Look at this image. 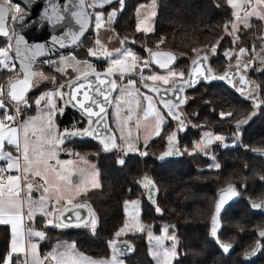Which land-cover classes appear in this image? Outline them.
<instances>
[{
    "label": "snow or ice",
    "instance_id": "1",
    "mask_svg": "<svg viewBox=\"0 0 264 264\" xmlns=\"http://www.w3.org/2000/svg\"><path fill=\"white\" fill-rule=\"evenodd\" d=\"M30 2L34 6H40L42 0H30ZM227 3L234 9V20L225 26L230 33L238 30V24L250 27L249 20L252 16H258L260 20H264V9L258 12L256 7L264 5V0H241V5L244 6L242 16L235 10L237 5L234 0H227ZM124 4L125 0H66V2L65 0H48V6L44 8L43 16L39 17L37 23H42L45 26L51 24L53 28L59 27L62 34L52 36V44L58 45L60 48H66L70 45H79L81 38L85 36L89 27L94 26L95 29L99 30L105 25L112 24L119 12L123 11ZM151 15L154 17L155 12L153 11ZM68 18L74 21L77 26L75 29L67 26ZM9 19L13 24L27 26L30 23V18L25 15V8L14 5L12 0H5L4 3H0V35H9L6 30ZM142 24L145 26L142 27ZM32 26L35 27L36 25L33 24ZM153 30L152 21L147 16L137 23V32L146 34ZM13 38L17 42L16 56H19V42L22 37L16 38L13 35ZM260 39L264 40V36ZM127 42V38H124L121 44ZM132 42L134 43V41ZM162 42L160 41V43ZM94 46L103 48L98 38L95 40ZM10 48V44L7 48L0 47V68L4 70L16 68L15 61L9 54ZM36 48L37 51L43 52L45 45L38 44ZM215 51L216 49L213 47L211 49L212 54ZM248 51V49L239 48L240 54H247ZM150 54L152 57L160 58L144 59L138 53L126 47L118 49L115 56L112 52L99 55L94 48H88L87 55L89 57L109 62L107 71L103 76L96 73L93 64L79 60L74 53L62 55L60 61L57 62V71H61L59 67L61 62L72 63L78 72H83V79L78 77L75 81L57 84L52 91L41 95L33 102L40 109L39 115L28 119H21V116L24 114L25 109L32 107L27 92L30 91L29 76L36 75V73H20L23 75V79H17L15 82L10 79L7 90H5L3 84H0V162L6 163V167L0 165V226L9 230V246L4 254L0 255V264H44V261L48 259H52L54 264H124L123 257L133 250L132 246L122 239L123 236L128 234L126 229H134L141 233L146 232L150 243L152 240L156 242L152 251L156 264H171V260L177 255L176 245L173 244L168 247L164 244V240H175V236L168 235V227L163 228L162 236H155L149 227L143 225L137 215L132 216L133 224L130 225L129 221L126 220L124 225L114 233L113 238L106 242L109 253L102 259H93L78 252L75 243L58 244L52 252L44 257H39L37 255V241L46 239V232L34 227L37 216H41L44 218L45 227L51 226L60 229L84 228L95 233L98 218L91 206L76 203L71 198L65 200L62 190L52 187V180L49 177L55 174L60 182L77 193H80L82 189L86 191V185L88 184H91L92 187L98 186L95 171L88 174L85 170H81L79 173L80 180L78 182L74 181L72 174L67 173V169L64 167L65 165H71L72 161L62 162L57 156L58 153L64 151L63 145L66 141L70 142L71 138L98 139L104 151L115 150L118 147L116 139L113 138L115 130L108 124L109 106L115 104L117 111L114 113V117L117 122L120 118V97L113 96V93L130 96L135 89L137 108L140 112H143L145 117L148 116L149 112L155 113L158 126L164 123L166 116L178 120L180 127L177 131L168 135L167 141L170 147L159 157V160L165 161L167 157L180 154L177 135L180 130H183V122L180 121L177 109L185 100L180 94L185 91V84L191 88L197 83L210 79V68L205 64L209 56L205 54L192 61L191 72L184 83H170L169 76H179L181 78L185 76L184 72H177L171 67L175 57L166 52H151ZM225 55L227 56L228 53H225ZM129 58H131V63L127 62ZM239 58V56L236 57L238 60ZM137 61H142L139 72H137ZM261 62L264 63V61ZM29 63H31L30 60ZM153 63L158 68L165 69L167 75H145V70L151 69ZM252 63V59L249 58L248 63L244 64L242 69L239 65H237V68L246 72ZM201 67L203 71H201ZM92 76H94V79L91 78ZM134 76L138 78H133ZM227 78V74L219 77L221 80ZM117 81L120 83L118 84ZM148 81H162L167 87L161 89L158 83L149 84ZM248 83L250 82L242 75L240 88L242 93L247 88ZM17 84L22 86L19 92L16 90ZM65 88L69 91L65 92ZM141 88L146 90L143 95L140 92ZM65 95L72 107L82 111L83 117H86L87 127L60 130L58 126L54 125L53 117L64 114V108L54 101L56 99L63 100ZM247 98L254 101V109L264 105V98H261L253 90H249ZM143 102H147L146 107L142 106ZM154 102H156V107H153ZM164 109H167V111L164 112ZM124 115L127 121H131L132 109H125ZM231 116L232 113H221L222 118ZM137 118H139V115ZM244 122H237L238 131L240 125ZM120 130H123L122 125ZM159 134L158 131L157 135ZM204 135L211 137L213 134L205 132ZM223 139L222 136H215L217 141ZM207 143H210V141L198 144L197 147L205 148ZM134 150L138 151L139 149L136 145L130 143L128 151ZM260 154L264 155V152ZM141 155H146V152L141 153ZM49 161H54V163H49ZM119 163L123 165L125 161L121 159ZM37 164L43 165L46 171L34 167ZM215 166L219 167L218 164ZM140 183L143 188L148 190L151 199L155 192L154 181L145 176ZM25 191L26 195H24ZM34 191L38 193V196L33 197L32 193ZM238 195L239 192L231 185L221 190L215 207L216 215L212 217L213 237H217L216 221L222 206ZM129 204L135 208L138 207L139 202L125 201L126 213ZM69 205L71 207H67ZM250 207L264 214V202L251 201ZM60 208H65V211L61 213ZM85 208H87V213H82L81 209ZM157 211H159L158 208ZM221 246L226 253L231 248V245L228 244H222ZM60 248H63V250L59 251ZM262 252H264V231L259 232V240L252 251L245 253L244 264H248L252 257Z\"/></svg>",
    "mask_w": 264,
    "mask_h": 264
},
{
    "label": "trees",
    "instance_id": "2",
    "mask_svg": "<svg viewBox=\"0 0 264 264\" xmlns=\"http://www.w3.org/2000/svg\"><path fill=\"white\" fill-rule=\"evenodd\" d=\"M150 1L125 0L123 11L119 12L115 21L110 24L111 32L114 33L120 43L124 38H127L128 42L123 44V47L130 48L144 59H147L148 50L156 48L166 49L186 58H190L200 52L210 54V59L224 57L229 44L233 41L229 36L230 34L227 33L228 28L225 27L233 21L234 17L233 9L229 6L227 0H155V16L152 23L154 30L146 34L137 32L134 26L136 9L139 5L147 4ZM0 2L2 1L0 0ZM253 21H249L250 27L239 25L235 34V38L239 41L238 47L244 44L249 48L254 43V40L259 37L258 33L261 29L259 30V24H255ZM9 36H0V46L8 47ZM91 40L85 35L79 43L75 55L80 58H92L87 55V49L93 47ZM160 41L163 42L160 43ZM241 41L244 42L241 43ZM213 47L216 49L214 54L211 52ZM262 48L264 54V44ZM137 62L138 67L141 68L142 61ZM54 63L45 67L35 66V68L41 70L44 76L50 77L49 75H51L55 81L51 83L46 80H40L33 84L35 81L33 75L32 82H30V91L27 92L29 103L33 104L36 94L40 91L68 82L57 69H53ZM104 66L105 60H97L96 69L104 70ZM152 68L156 69L153 65ZM146 72L148 71L145 70ZM258 74L259 93L260 97L264 98V68ZM20 76V71L17 76H13L11 70L0 68V84L5 87L10 79H19ZM133 78H136V76ZM117 82L120 83L119 81ZM32 108L33 105L31 108H27L26 112L31 111ZM259 109V115L254 114L249 122L241 126V133L253 135L252 140H254V143L258 141L256 140L258 135L262 136L261 139L259 137V143H264V105H261ZM55 121L62 130L65 128H81L85 122L77 111L70 108V106L66 107L63 115H56ZM110 126L112 128L111 124ZM226 127L228 126L218 124L212 128L217 131H223ZM229 128L231 129L232 126L230 125ZM159 142L160 134L144 144L138 142L135 145L139 150L131 152H125L118 149V147L115 150L104 151L96 140L91 139H73L65 143L70 148L72 155L85 158V160L92 162L97 169L99 186L86 190L73 200L76 203L90 205L98 218V224L95 233L84 228L60 229L51 226L45 227L44 218L37 216L34 227L46 232V239L38 241L39 254L44 256L56 242L69 240L75 243L78 252L93 258L106 257L109 253L106 242L111 240L114 233L125 223V201L139 202L141 221L147 226L151 223L154 224L152 226L153 232L159 231L163 214L173 217V215L176 216L180 213L188 217L186 219L192 220L193 214L200 213L199 207L204 204L205 196L203 195L207 191H204L206 188H199L201 185L193 186L195 181L190 179L183 181L184 186L182 189H184L183 194L185 197L183 196L182 200L173 197L165 205V201L161 196L163 175L161 170H159L160 161L157 157L160 148ZM144 152H146V155H141ZM121 159L125 161L123 165L119 163ZM145 176L154 181L157 187V195L152 203L146 199L145 188L140 183ZM201 177V175L198 178L196 177L197 182L204 183L208 181V179ZM157 208L159 211H157ZM248 211L251 213L249 209ZM168 222L169 224L174 223L176 229H180L178 225L180 223L176 220L171 219ZM141 236V233L124 236L134 245V251L130 256L125 257V263H150L151 259L148 258L145 252L140 250L144 246V238ZM203 238L204 236L201 237V240ZM8 241V229L0 226V255L4 254L8 249ZM180 246L191 247L192 245L186 236H180L177 247ZM178 260L174 259L173 262L177 264Z\"/></svg>",
    "mask_w": 264,
    "mask_h": 264
},
{
    "label": "flooded vegetation",
    "instance_id": "3",
    "mask_svg": "<svg viewBox=\"0 0 264 264\" xmlns=\"http://www.w3.org/2000/svg\"><path fill=\"white\" fill-rule=\"evenodd\" d=\"M4 2L2 0V3ZM12 2L24 8L19 2L13 0ZM259 6H256L257 9L260 8ZM239 9V14L242 16L244 6L240 5ZM9 20L8 31L9 35H12L11 21ZM252 20L255 24H259V30H261L258 33L259 37L254 40L251 47L247 48L244 44L238 47L239 41L234 37L226 50L227 56L210 59V54H208L209 59L206 63L213 73L218 75L227 74L228 78L202 81L194 87L185 89L183 93L184 103L177 109L180 121L183 122V130H180L177 135L180 154L167 157L165 161L159 160V170L163 175L161 196L165 201V205L173 197L180 200L185 197L183 194L184 189H182L184 186L183 181L189 179L195 181L193 186L201 185L199 188H206L204 191H207L204 194V204L200 213L194 214L192 220L186 219L188 217L180 213L176 216L173 215V217H169L168 214L162 215L166 222L172 219L180 223L178 224L180 229H176L174 223H170L168 226L169 233H172L175 237L186 236L184 235L185 231L192 227L199 232L201 237L204 236L201 240V243L205 244L203 246H180L177 247L178 249L176 248L177 255L174 259H179L177 264H244V260L241 259L242 254L251 251L255 247L259 240V232L264 231V214L261 212L254 213L248 206V200L261 201L264 199V155L258 153L260 149L264 148V143H259L261 135L257 136L256 140L258 141L254 143V140H252L253 135L241 133V126L250 121L253 113L259 115L260 111L259 108L254 109V101L247 98L249 90H253L260 96L258 73L264 68V63L261 62L264 61V57L262 56L261 59V55H259V50L263 54L264 40L260 39L264 36L263 21L258 16H252L249 21ZM238 27L239 25L237 29ZM239 48L248 49L250 52L240 54ZM200 54L207 53L200 52L190 58L176 54L171 67H176L177 72H184L186 76L192 60ZM237 56L240 57L239 60L236 59ZM249 58L252 59L253 63L248 70L246 72L238 70L237 65L242 69L243 65L248 63ZM156 70L161 71L162 69L156 67ZM242 75L250 82L243 93L240 91ZM184 78L177 76L176 79H171L170 83ZM164 87H167V85H164ZM113 96H115V93ZM166 111L167 109H164V112ZM221 113H232V116L222 118ZM238 121H245L240 125L239 131L236 126ZM218 124L228 127L223 131L212 128ZM230 125L232 126L231 129L229 128ZM179 127L178 120L167 116L164 123L160 124V128L157 130L160 133L158 159L170 147L167 141L168 135L177 131ZM205 132L213 135L207 137L204 135ZM216 135L222 136L224 139L217 141L215 140ZM206 141H210V143H207L205 148L197 147L198 144ZM217 164L219 167L215 166ZM199 175L202 176L201 178L208 179V181L204 183L197 182ZM227 185L234 186L239 195L225 206L217 219L219 221L217 239L231 245L229 252L225 254L216 244V240L209 238L208 233L215 206V193L218 189ZM205 250H209V252L203 255ZM191 253L199 254V256H195L197 258L193 262L190 261L189 257ZM146 255L148 256L147 253ZM148 258L152 259L151 256H148ZM148 264H156V262L151 260ZM172 264H175V262L172 261ZM248 264H264V252L256 255L252 261H248Z\"/></svg>",
    "mask_w": 264,
    "mask_h": 264
},
{
    "label": "rangeland",
    "instance_id": "4",
    "mask_svg": "<svg viewBox=\"0 0 264 264\" xmlns=\"http://www.w3.org/2000/svg\"><path fill=\"white\" fill-rule=\"evenodd\" d=\"M155 3H156L155 0H151L147 4H141V5H139L137 7L136 12H135L136 13L135 14V25H134L135 27L137 26V23L142 18H144L146 16L153 23L154 17L151 14H152L153 11H155V8H156V4ZM234 3L237 5V8L235 10L239 12L240 11L239 7L241 5V0H234ZM13 4L14 5H18L17 3H13ZM259 7L260 8L257 9L258 12L261 10V8L262 9L264 8V5H260ZM233 11H234V9H233ZM233 20H234V17H233ZM9 21H11V20H9ZM262 21H263V34H264V20H262ZM238 25H243V24H238ZM109 26L110 25H105L99 30L95 29L94 26H91V27H89V30H88V32L86 34V36H88L90 39H92L91 40L93 42V47L92 48H94V50L97 51V53L99 55H104V53H106V52H112L113 55L115 56L117 50L123 48L122 44L119 42V40H117V37L114 35L113 32H111V27H109ZM141 26L144 27L145 25L142 24ZM228 31H229V29H227V33H229L230 34L229 36L234 39V37H235L234 34L236 33V31H232L231 33L228 32ZM97 38L101 41V44L103 45V48H100L98 46H94V42H95V40ZM9 41H10V38L8 39V42ZM0 47H2V46H0ZM9 54H10V51H9ZM259 55H261L260 56L261 59L264 57V55L262 54V51H260V50H259ZM10 56H11V54H10ZM76 57L79 60H81V61H87V62L93 64L94 68H96L95 66L97 65V59H95L93 57L92 58H80L77 55H76ZM127 62L131 63V58H129ZM136 63H137V72H139L140 67H138V62H136ZM108 66H109V62L105 60V66H104L105 69L104 70H107ZM52 67H53V69H57V62H55ZM59 67L61 69V71H59V72L61 73V75H63L64 79L66 78L65 80H67V78H69L71 73L72 74L76 73V71H75L76 67L72 63L61 62L59 64ZM113 67L115 68V66H113ZM173 68H174V70L177 71L176 67H173ZM147 71L148 72H146L145 75H147V74L167 75V71L165 69H162L161 71H158L156 69H153L152 66H151V69H149ZM35 72H36V75H37L35 77L36 79L43 77L42 76L43 74H42L40 69L35 68ZM136 78H138V77H136ZM176 78L177 77L169 76V82H170L171 79H176ZM40 80H42V79H39V80L37 79V81H34L33 84H35L36 82H38ZM46 81H48V80H46ZM53 81H55L54 78L53 79L50 78L48 82L53 83ZM156 83L162 84V86L165 85L162 81L161 82H156ZM140 92H141V95H143L145 90L141 88ZM115 96L120 97V104H121L120 118H119V122H117V119L114 117V113L117 111V109L115 107V104H113V105L110 106V109H109V122L112 125V128L115 130L114 132L116 134V141H117V144H118V149H121V150H123L125 152H129L128 151V145L130 143L134 144V145L137 144L138 142H142L143 144L146 143L148 140H150L151 138H153V137H155L157 135L156 133L158 132L157 130L160 128V125L158 126V122H157L155 113L149 112L148 116L145 117L143 112L139 111V109L137 108V105H136L137 97H136L135 89L133 90L132 95H130V96H123L120 93H115ZM54 102L58 103V99H56ZM146 103L147 102H143L142 106L146 107ZM153 107H156V102H154ZM128 108L132 109V120L131 121H127L126 116L124 115L125 109H128ZM34 109H35V112H34L33 115L34 116H38L39 113H40V109L36 105H35ZM28 115H29V113L28 114H24V115L21 116V118L22 119H24V118L28 119L27 118ZM138 115H139V118H137ZM121 125L123 126V130L122 131L120 130L121 129ZM260 126L262 127L261 124H260ZM121 137L123 139H120ZM89 165H91V164H89ZM64 167L67 169V173L72 174L71 173L72 172L71 165H67V166H64ZM56 178L58 179V177H56ZM72 178H76V175L75 176L72 175ZM203 196H205V195H203ZM199 197H201V195ZM69 198L70 197L64 196L65 200H68ZM72 199H74V198H72ZM199 208H200V210L202 209L201 207H199ZM60 209H62V208H60ZM139 209H140V205L139 204H138V207H135V208L131 204L128 205V211L126 213V220L129 221L130 225L134 223V221H132V216L133 215H137L138 219L141 221L140 210ZM160 223H162V224H160L158 232H153L152 231V226H154V224H152V223L150 225H148V226L145 225V224H143V225H145L146 227H149L150 230L152 231V233L155 236H162L163 235V232H162L163 228L164 227H168L169 223L166 222L163 218H162ZM126 232H128L127 235H131V234L134 235V233H141V232L135 231L134 229H131V230L130 229H126ZM141 234H142L141 237L144 238V242H143L144 246L141 247L140 250H142L143 252L147 253L148 256L152 257L151 260L156 262L154 260L153 256H152V251H153V249L155 248V245H156L155 240L151 241V243H150L149 241H147L148 236H147L146 232L141 233ZM168 235H173V234L168 232ZM184 235H186L187 239L189 240V243H191L192 246H194V245H196V246L197 245H202V246L205 245V244L201 243V236H200L199 232L196 229H194L193 227L191 229H188L187 231H185ZM122 238H126V237L123 236ZM178 243H179V237L178 238L175 237V240H171V239L164 240V244L166 246H168V247H171L173 244H175L176 247H177ZM70 244H72V243L70 242ZM53 249H56V248H52L51 250H49L48 253L52 252ZM208 252H209V250H205L203 255L208 253ZM85 256L91 257V256H88V255H85ZM195 256H199V254L191 253L189 255L190 261L193 262V260H195L197 258ZM91 258H93V257H91ZM174 258L172 259V261L174 260ZM93 259H102V258H93ZM123 259H124V264H126L125 263L126 262V258L123 257ZM172 261H171V264H172ZM53 264H54V261H53Z\"/></svg>",
    "mask_w": 264,
    "mask_h": 264
},
{
    "label": "water",
    "instance_id": "5",
    "mask_svg": "<svg viewBox=\"0 0 264 264\" xmlns=\"http://www.w3.org/2000/svg\"><path fill=\"white\" fill-rule=\"evenodd\" d=\"M13 1L19 2V4H22L24 6L25 15L30 18V23L27 26H24V25H21V24H13V22L11 21L12 36H11L10 42L8 43V44L11 45L10 54H11V57L14 59L15 64L18 67V70L20 71V73H34L35 62H36L37 59H39L41 57L48 56V55L56 54L57 52L65 50V49H67V48H69V47H71L73 45H70L69 47H66V48H60L58 45H53L51 37L55 36V35H58V34H62L61 29L59 27L53 28L51 24H48L47 26H45L42 23H37V20L39 19V17L43 16L44 8L48 6V0H42V3H41L40 6H34V4L32 2H30V0H13ZM65 2H66V0H65ZM0 3H2V2H0ZM33 24H35L36 26L33 27L32 26ZM8 25H9V22H7V28H6L7 31L9 30L8 29ZM67 26H71L74 29L77 27L74 24V21H72L70 18L67 19ZM88 30H89V28L87 29L85 35L87 34ZM8 33H9V31H8ZM13 35H15L16 38H21L22 37V39H20V42H19V48H20V55L19 56H16V53H15V48L17 46V42H16V39L13 38ZM0 36H3V35H0ZM83 38H81V40ZM66 43H68V41H66ZM38 44L45 45V48H44L43 52L37 51L36 46ZM147 52H148L147 53V58L148 59H159L160 58V57H152L151 54H150L151 52H166V53H170L174 57H176V54L173 53L172 51H169V50H166V49H161V48L151 49L150 51H147ZM203 55H205V54H200V55L196 56L194 59H199V56H203ZM29 60L31 61V63H29ZM205 64L208 66V64L206 62H205ZM152 65H155V64L153 63ZM191 69H192V62L190 64L189 68H188L186 76H184L185 78L181 79V80H177L174 83H184L187 80L188 74L191 72ZM106 71L107 70L96 69V73L100 74L102 76H103L104 73H106ZM201 71H203L202 67H201ZM89 72H91V70H89ZM221 76H225V75L224 74L218 75L216 73H213V71L210 68V79L209 80H205V81L221 80V79H219V77H221ZM78 77L83 79V74L80 75V76H76V77H73V78L67 80L68 81L67 83L75 81ZM32 78H33V75H30L29 76V83L32 82ZM91 78L94 79V76H92ZM19 79H23V75L22 74H21ZM16 80L17 79H14L12 81L15 82ZM6 84H7L6 85V90H7L9 85H8V83H6ZM149 84H156V83L149 82ZM30 86H31V83H30ZM21 87H22L21 85L17 84V88H16L17 92L20 91ZM159 87L161 89L165 88L164 86H162L160 84H159ZM186 88H188V87L185 84V89ZM64 91L67 92V91H69V89L65 88ZM183 93L184 92H182L180 95L183 96ZM65 99H66V101L68 103L66 95H65ZM68 105L70 106V108H72L75 111H77L79 116L82 117L84 121H86V117H83V114H82L81 110H79L78 108L72 107L71 104H69V103H68ZM109 109H110V106H109ZM109 109H108V112H109ZM108 124H109V119H108ZM109 126H110V124H109ZM82 127H87V123L84 122V125ZM69 129L70 130H74V128H69ZM113 138L115 139V133H113ZM73 139H77L78 140V139H83V138H71V140H73ZM88 139L96 140L100 144L98 139H92V138H88ZM67 142H69V141H66L65 143H67ZM100 146L103 148V146L101 144H100ZM262 152H264V148L260 149L258 153H262ZM228 186L229 185H227V186H225L223 188H220V189H218L216 191V193H215L216 197H215V203H214L215 206H214V211H213L212 217H213V215H216L215 207H216V204L218 203L221 190L228 188ZM156 195H157V187H156V185H155V192L153 193V197L151 199L149 198L148 190L145 189V197H146V199L149 202H151V203L154 202L155 198H156ZM235 198H237V196L233 197L230 200H228L227 203H225L222 206L221 211L225 208L226 205H228ZM251 201L252 200H248V202H249L248 206H250V202ZM255 202H257V203L264 202V199L261 200V201H255ZM80 204H84V203H80ZM67 207H71V205H69ZM251 210L254 213H259V211L253 210L252 208H251ZM64 211H65V208L60 210L61 213L64 212ZM81 211H82V213H87V208L81 209ZM219 214L217 215V219L219 217ZM212 217H211V220H210V229H209V233H208L209 234V238L213 239V240H216V244L223 251V248H222L221 245L222 244H226V243L221 242V241H219L217 239V237H213L212 236V227H213V225H212ZM218 226H219V221L217 220L216 221V229H217V231H218ZM122 239L126 240L128 242V244L132 246V249H134V245L129 239H127V238H122ZM147 241H149V237L147 238ZM133 251L134 250H132L131 252L127 253L124 257L130 256L133 253ZM251 251H249V252H251ZM249 252H246V253H249ZM224 253L226 254V252H224ZM244 258H245V253L242 254V258L241 259L244 260ZM253 258L254 257H252L249 261H252Z\"/></svg>",
    "mask_w": 264,
    "mask_h": 264
},
{
    "label": "crops",
    "instance_id": "6",
    "mask_svg": "<svg viewBox=\"0 0 264 264\" xmlns=\"http://www.w3.org/2000/svg\"><path fill=\"white\" fill-rule=\"evenodd\" d=\"M60 60V59H59ZM58 60V61H59ZM57 61V62H58ZM70 69V68H69ZM76 71V73L75 74H72L71 73V75L69 76V78H67V80H69V79H71V78H73V77H76V76H80L81 74H83V72H78L77 70H75ZM36 73V72H35ZM74 73V72H73ZM37 75H34V77H36ZM43 77L42 78H37L38 80L39 79H42V80H48L49 81V79L51 78V79H53L52 78V76L51 75H49L50 77H46V76H44V75H42ZM36 79V78H35ZM34 79V80H35ZM36 79V80H37ZM35 80V81H36ZM66 80V81H67ZM5 87V86H4ZM54 88H56V86L54 87ZM54 88H52V89H44V90H42V91H40L38 94H36V97H35V99L33 100V102L37 99V98H39L41 95H43L44 93H46V92H49V91H52ZM5 90H6V87H5ZM60 107H63L64 108V110L66 109V107L67 106H69L68 105V103H67V101L65 100V97H64V99L63 100H59L58 99V103H57ZM33 105V108H32V110L31 111H29V112H25L24 114H28L29 113V115L27 116V118H30V117H34V112H35V104L33 103L32 104ZM23 114V115H24ZM55 117L56 116H54L53 117V123H54V125L55 126H58L57 125V123H56V121H55ZM22 119V118H21ZM24 119H26V118H24ZM58 128L60 129V130H62L59 126H58ZM63 148H64V151H61L60 153H58V156H57V158L60 160V161H68V160H71L72 161V163H71V167H72V175H76V178H72L74 181H79L80 180V175H79V173H80V171L81 170H85L86 171V173H88V174H90L92 171H95V173L97 174V169H96V167H95V165L92 163V162H90V161H88V160H85V158H83V157H80V156H77V155H70L69 153H71V151H70V148L67 146V145H63ZM49 163H54V161H49ZM89 164H91V165H89ZM0 165H3V166H5L6 167V163L5 162H0ZM65 166H67V165H65ZM92 166V167H91ZM34 167H38V168H40L41 169V171H46V169L44 168V166L43 165H40V164H37V165H35ZM13 174H15V173H13ZM51 180H52V187H56V188H59V189H61L62 190V192H63V196H66V197H70L71 199L72 198H76L78 195H80L81 193H83V192H85V189H82L81 190V192L80 193H77L75 190H73V189H69L68 187H66L62 182H60L56 177H55V174H52L50 177H49ZM97 182H98V177H97ZM98 186H99V182H98ZM97 186V187H98ZM97 187H92L91 186V184H88V186L86 185V190H89V189H93V188H97ZM27 193H26V191H25V193H24V195H26ZM32 195H33V197H36V196H38V193H36L35 191L32 193ZM69 198V199H70ZM9 231V230H8ZM9 242V241H8ZM37 243H38V241H37ZM72 243V242H71ZM58 244H60V245H66V244H70V241L68 240V241H59V242H56L49 250H51L52 248H57V245ZM8 246H9V244H8ZM49 250H48V252H49ZM59 251H62L63 250V248H60V249H58ZM48 252H46V254L44 255V256H46L47 254H48ZM80 253H82V252H80ZM37 254L39 255V257H44L43 256V254L41 255V254H39V250H38V248H37ZM84 254V253H83ZM86 255V254H85ZM44 264H53V261L51 260V259H48V260H46V261H44Z\"/></svg>",
    "mask_w": 264,
    "mask_h": 264
},
{
    "label": "built area",
    "instance_id": "7",
    "mask_svg": "<svg viewBox=\"0 0 264 264\" xmlns=\"http://www.w3.org/2000/svg\"><path fill=\"white\" fill-rule=\"evenodd\" d=\"M78 50V45H73L65 50L59 51L56 54H52V55H48L45 57H41L39 59L36 60L35 65L38 67H45L48 66L49 64L58 61L60 59V57L62 55H67L69 53H76V51ZM12 71L13 76H17L19 74V70L16 66L15 69H9ZM25 112V110H24Z\"/></svg>",
    "mask_w": 264,
    "mask_h": 264
}]
</instances>
